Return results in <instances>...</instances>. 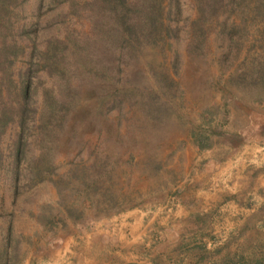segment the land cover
I'll use <instances>...</instances> for the list:
<instances>
[{
  "label": "rangeland",
  "instance_id": "rangeland-1",
  "mask_svg": "<svg viewBox=\"0 0 264 264\" xmlns=\"http://www.w3.org/2000/svg\"><path fill=\"white\" fill-rule=\"evenodd\" d=\"M36 4L37 0H24L20 9L25 15L22 22L37 30L39 40L49 33V29H43L45 18L57 10L64 12L66 6L62 4L56 12L46 13L43 6L40 20L34 23ZM61 18L69 20L74 29L87 27L75 16ZM52 31L60 36V30L52 28ZM179 36L172 42L176 53L146 48L128 60L126 74L135 83L125 85L126 88L134 85L136 90L133 97L121 103L123 116L117 118L115 109L99 116L94 112L97 100L92 95L81 97L68 123L75 136L64 134L59 138L55 162H61L63 168L67 154L84 157L89 152L99 159L102 175L95 178L92 207L87 206V200L79 206L83 220L80 227L132 207H156L168 215L173 213V203L190 209L182 217H167L168 229L161 224L152 225L147 231L146 235L156 245L149 256L153 264L262 263L264 83L252 81L246 74L244 78L238 77L239 69L246 70L251 57L261 55L253 45L258 42L256 31L236 52L220 51L217 39L210 34L201 51H187L182 29ZM159 73L171 80V85L162 84L156 77ZM148 92H155L153 98L147 97ZM146 100L163 102L166 111H161L158 118L150 116L142 103ZM213 130L223 134L211 133ZM203 142L208 145L199 147L198 143ZM209 148L219 158L213 163V169L219 166L215 170L219 194L215 200L200 201L197 205L186 198V193L193 189L190 183L179 182L187 178L186 181L195 180V188L200 184L204 189L211 187L209 191L215 188L214 182L203 184L207 177L200 178L202 168L209 163L201 162L196 169L193 161L194 152ZM240 163L244 169H255L251 177L257 187L254 191L252 188L233 191V166L239 167ZM229 200L233 202L231 206ZM45 203L57 208L55 190L49 183L40 182L29 191L13 194L4 175H0V244L10 225L12 236H19L20 264L41 242L51 244L60 230L67 232L71 226L76 227L65 219L66 226L57 224L47 229L37 219V206Z\"/></svg>",
  "mask_w": 264,
  "mask_h": 264
},
{
  "label": "trees",
  "instance_id": "trees-1",
  "mask_svg": "<svg viewBox=\"0 0 264 264\" xmlns=\"http://www.w3.org/2000/svg\"><path fill=\"white\" fill-rule=\"evenodd\" d=\"M23 1L0 0V175L13 194L40 182L54 188L57 208L50 203L37 206V219L47 229L66 226L65 219L80 227L79 206L87 200L92 207L95 178L102 175L92 152L84 157L67 154L63 168L55 162L59 138L75 136L68 124L73 110L82 96L92 95L99 116L109 109L117 111V118L123 116L121 103L136 90L125 85L135 83L126 74L128 60L143 49L176 53L172 42L182 29L187 51H201L210 34L220 51L236 52L256 31L258 42L253 45L261 55L251 57L238 77L246 74L264 83V0H37L34 23L43 6V13L66 6L64 12L57 10L45 18L43 29L49 33L39 40L37 30L22 22ZM73 16L85 22L86 29H74L61 18ZM52 28L60 30V36ZM156 77L171 85L165 75ZM142 103L152 117L166 111L163 102ZM1 240L0 264H20L19 236H12L10 225Z\"/></svg>",
  "mask_w": 264,
  "mask_h": 264
},
{
  "label": "crops",
  "instance_id": "crops-1",
  "mask_svg": "<svg viewBox=\"0 0 264 264\" xmlns=\"http://www.w3.org/2000/svg\"><path fill=\"white\" fill-rule=\"evenodd\" d=\"M211 151L212 148L194 152L193 161L197 164L196 169L201 166V162L211 164L210 167L209 164H205L200 178L207 177L203 184L207 182L212 185L214 182L215 188H212V191H209L211 187L204 189L201 184L195 188L194 185H197L195 180L186 181L187 178H185L179 182V184L184 182L182 185L190 183L193 189L189 190V194L186 193V198L192 199L193 203H197V205L200 201L207 203L217 198L219 188L215 182V177L218 174L216 171L219 166L213 169L215 166L213 163L219 158L215 157ZM238 158L237 162H239ZM221 161L223 160L221 159ZM233 167L235 168L232 180L234 182L231 183L233 191L248 188H252L254 191L257 187H255L256 183L251 177L255 169H244L242 163L239 167L237 165ZM229 202V206H231L232 200ZM171 206L174 208L170 215L156 207L152 209L132 207L108 216L98 217L91 223L82 225V227L71 226L67 232L60 230L61 232L57 234L53 243L45 245L41 242L39 247L29 251L21 264H127L133 262L153 264L149 256L150 250H153L156 245L146 235L147 231L151 229L152 225L161 224H164L165 226H162L168 229L166 226L167 217H182L190 212V209L185 210L178 202ZM162 213L164 214L162 215ZM171 232L173 233L174 230ZM156 244L158 245V242Z\"/></svg>",
  "mask_w": 264,
  "mask_h": 264
},
{
  "label": "built area",
  "instance_id": "built-area-1",
  "mask_svg": "<svg viewBox=\"0 0 264 264\" xmlns=\"http://www.w3.org/2000/svg\"><path fill=\"white\" fill-rule=\"evenodd\" d=\"M128 264H134V263H128Z\"/></svg>",
  "mask_w": 264,
  "mask_h": 264
}]
</instances>
